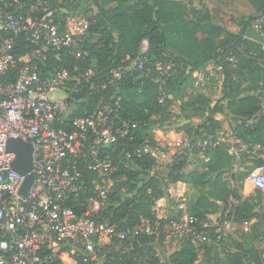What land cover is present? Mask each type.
Masks as SVG:
<instances>
[{
  "label": "trees",
  "instance_id": "trees-1",
  "mask_svg": "<svg viewBox=\"0 0 264 264\" xmlns=\"http://www.w3.org/2000/svg\"><path fill=\"white\" fill-rule=\"evenodd\" d=\"M21 1L25 14L34 0ZM249 1L257 13L242 15L237 20L238 32L215 22L212 10L203 2L197 7L181 0H64L62 9L55 13L61 28L65 27L69 15L85 16L92 21L84 34L75 37L73 49L54 51L45 61L39 57L32 61L43 76L50 75L52 68L58 66L70 71L67 95L71 104L66 118L93 113L101 104L109 102L102 100L103 94L109 92L110 102L119 104L117 125L128 130L126 136L118 139L114 151L113 146L108 147L120 169L112 174L114 183L105 214L126 228L143 218H151L162 206L172 217L194 215L199 221L214 226L210 215L229 209L225 219L237 226L225 238L211 233L204 240L194 242L182 235V245L166 260L153 247L163 237L141 233L135 248L122 254L116 249L120 241L115 238L109 253L112 264H134L136 254L151 257L153 264H264V191L255 188L254 195L244 194L246 177L264 164V95L240 91L241 76L264 86V49L259 40L248 37L254 31L253 21L264 14V0ZM171 34L196 41L199 51L192 55L170 51ZM18 39L16 56L20 57L28 51V35L23 33ZM144 40H148L149 49L142 60L154 74L158 73V64L166 67L175 63L165 84L148 76L138 78L141 72L135 61ZM77 53L82 55L77 57ZM231 53L234 60L229 59ZM210 63L223 66L220 78L207 81L219 80L221 84L223 97L214 103L206 92L195 86L192 77L193 71L205 69ZM186 67L190 73L184 70ZM88 69H93L94 74L85 78L83 73ZM113 70L121 72L119 78ZM7 81H14V77L10 76ZM104 84L107 90L103 91ZM192 94L196 95L187 98ZM227 99L235 108L229 129L241 146H245H239L237 153L230 151L227 141L215 147L211 144L220 133H227L222 120L216 117L224 113L223 101ZM175 106L179 108L177 115L172 113ZM172 116L183 117L181 125L174 130H183L181 133L192 143L191 147L177 150L172 161L163 166L148 156L135 159L134 163L121 157L122 147L131 148L145 137H152L155 129H172L169 126L172 122L165 123ZM193 117H200L201 121L196 123ZM134 122L138 123L137 128L132 127ZM196 157L201 162L198 166H194ZM97 177L96 173L86 172L88 192ZM178 182L188 187L185 209L178 207L180 201L175 209L170 207L176 201L171 186ZM121 189H126L127 195L121 196ZM129 193H132L130 197ZM68 204L75 205L73 201ZM227 239L231 248L218 254L217 242ZM198 242H204L202 252Z\"/></svg>",
  "mask_w": 264,
  "mask_h": 264
},
{
  "label": "built area",
  "instance_id": "built-area-1",
  "mask_svg": "<svg viewBox=\"0 0 264 264\" xmlns=\"http://www.w3.org/2000/svg\"><path fill=\"white\" fill-rule=\"evenodd\" d=\"M63 1L34 0L24 14L21 0H0V264H112L113 258L104 251L113 240L120 241L121 254L130 253L141 233L166 239L184 235L194 242L211 233L225 238V225L212 229L218 222L213 226L189 214L175 218L162 206L151 218L126 228L105 214L111 198L112 174L120 169L108 147L113 146L114 151L118 139L128 134L126 128L117 125L119 104L105 102L91 114L68 120L65 112L71 104L66 95L70 71L58 66L43 76L32 62L34 57L45 61L54 51L73 49L75 37L92 24L88 17L69 15L61 28L55 13L62 9ZM252 28L260 34L264 49V14L253 21ZM23 33L28 35V51L18 57L16 47ZM148 49V40H144L135 61L141 72L138 78L148 76L165 84L175 63L169 64L170 69L158 64V73L154 74L142 60ZM229 59L234 60L232 53ZM212 64L192 72L197 88L220 78L222 64ZM184 70L190 73L189 67ZM112 72L117 78L121 75L120 71ZM93 74L94 70L88 69L83 77ZM10 76L14 81H7ZM59 90L62 96L51 97ZM137 126V122L132 124L133 128ZM169 133L175 137H168ZM10 138L33 146V167L26 174L12 167L17 154L7 149ZM223 141L231 145L233 153L238 152L239 146L245 148L231 129L220 133L211 144L215 147ZM183 146H192L186 136L174 130L155 129L152 137H145L131 148L122 147L120 155L133 163L144 156L152 157L158 166H163ZM86 172L98 175L92 180L90 192ZM31 173L35 176L33 184L22 193L25 177ZM249 182L264 191V164L250 172L245 184ZM69 201L75 205H69ZM133 261L153 264L151 257L139 254L134 255Z\"/></svg>",
  "mask_w": 264,
  "mask_h": 264
},
{
  "label": "rangeland",
  "instance_id": "rangeland-1",
  "mask_svg": "<svg viewBox=\"0 0 264 264\" xmlns=\"http://www.w3.org/2000/svg\"><path fill=\"white\" fill-rule=\"evenodd\" d=\"M183 3H187L189 5H194L197 7H200L201 2H203L207 7H209L212 10V13L214 15V20L215 22H217L220 25L225 26L228 30L230 31H235L238 32L240 31V26L237 23V20L242 16V15H254L257 13L256 8L252 5V3L249 0H181ZM236 20V21H235ZM179 34V33H178ZM178 34H171L168 37V49L170 51H176L180 54H185V55H192L195 54L199 51V45L197 44L196 41L192 40V39H180ZM248 37L249 39L252 40H261V36L260 34H258L256 31H251L248 33ZM78 51V50H77ZM211 64V65H210ZM207 67L212 66L213 64L210 63ZM170 65H167V68L170 69ZM238 76V75H237ZM242 79V86L240 87V91L242 92H251V93H260L264 95V86L260 83H250L249 81H246V78H244L243 76H241ZM201 91L206 92L212 99H213V103L217 100L220 101V99L223 97L222 96V92H221V84L219 82V80H215V81H211V82H205L203 85H201L199 87ZM102 90H107L106 89V84L102 85ZM198 90V91H199ZM66 94V93H65ZM63 92L61 90L56 91L51 93V97L56 98L59 96H62ZM67 95V94H66ZM196 94H192V95H188L187 98H193ZM109 92H105L103 94L102 100L105 101H110L109 100ZM120 97H117V99ZM229 100H224L223 104L225 105V111L223 114L218 113L216 114V117H218V119H221L224 127L226 129H229V120L233 119L234 117V110L235 108L231 105H229ZM68 108V107H67ZM68 110L65 112V114L67 115ZM177 112H179V108L177 106H175L173 108V114L177 115ZM221 114V115H219ZM223 116V117H221ZM183 120V117L178 116V118H176L175 116L170 119L167 120V122L165 123H169L172 122V124H170L169 126H171L170 128H172L174 130V128L178 127L181 125ZM193 120L196 123H199L201 121L200 117H193ZM168 125V124H165ZM170 129V130H172ZM165 132L169 130H164ZM175 132L176 129L174 130ZM183 132V130L181 131ZM178 132V133H181ZM167 134V133H166ZM183 134V133H181ZM168 137H175V135L169 133ZM177 149V148H176ZM197 159L195 160L194 166H198V164H200V160L199 157H196ZM164 169V168H161ZM160 169V170H161ZM164 170H161V172H163ZM114 183V180H113ZM113 186V185H112ZM111 186V189H112ZM248 190L250 191V194H255V188L254 186L249 182L247 183L246 187L244 186V191ZM128 191L126 189H121L120 190V195L121 196H125L127 195ZM188 191L186 192V196H187ZM129 197L132 195V193L128 194ZM174 197V196H173ZM175 198V197H174ZM175 202L170 203V207L172 209H175L174 207H177V199L175 198ZM235 229L232 227H228V233H233ZM182 235H178V236H173L170 239H166V238H162V239H158L153 243V247L156 251V253L163 259L166 260L170 257V255L176 251V249H178L183 242V237H181ZM200 251L202 252V247L204 245V242H198L197 243ZM216 252L218 254H224L225 251H227L229 248H231V242L230 239L221 241V242H217L216 244ZM109 248H106V250L104 251L105 253H110L111 252V244L108 246ZM260 247H263V244H260ZM118 248V245L116 246V249ZM111 254V253H110Z\"/></svg>",
  "mask_w": 264,
  "mask_h": 264
},
{
  "label": "water",
  "instance_id": "water-1",
  "mask_svg": "<svg viewBox=\"0 0 264 264\" xmlns=\"http://www.w3.org/2000/svg\"><path fill=\"white\" fill-rule=\"evenodd\" d=\"M8 151H14L17 154L16 159L12 163L13 169L21 174H26L33 167V146L29 142H25L19 138H10L7 144ZM34 174H28L25 177L21 192L26 191L32 186Z\"/></svg>",
  "mask_w": 264,
  "mask_h": 264
},
{
  "label": "crops",
  "instance_id": "crops-1",
  "mask_svg": "<svg viewBox=\"0 0 264 264\" xmlns=\"http://www.w3.org/2000/svg\"><path fill=\"white\" fill-rule=\"evenodd\" d=\"M219 115H221V114H219ZM221 117H223V116H221ZM246 185L247 184H245V187H246ZM187 191H188V187L184 182H178V183L171 186L172 195L177 199V201H180L178 204V207L180 209H185V207H186V192ZM244 194L249 195L250 191L245 189ZM228 212H229V209L225 210L224 213L219 212L216 214H212V215H210V218L214 223L219 222V223L225 225L226 227H229V228L232 227L235 229L237 226L235 224H233V222L231 220L225 219V217L228 216ZM243 227H245V225Z\"/></svg>",
  "mask_w": 264,
  "mask_h": 264
}]
</instances>
